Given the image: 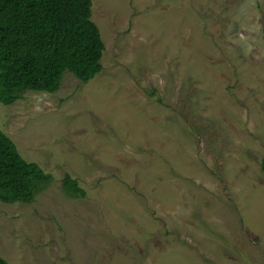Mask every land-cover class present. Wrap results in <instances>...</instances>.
Wrapping results in <instances>:
<instances>
[{"label": "rangeland", "instance_id": "374dc122", "mask_svg": "<svg viewBox=\"0 0 264 264\" xmlns=\"http://www.w3.org/2000/svg\"><path fill=\"white\" fill-rule=\"evenodd\" d=\"M90 18L98 73L0 102V129L53 176L0 201V256L264 264V0H91Z\"/></svg>", "mask_w": 264, "mask_h": 264}, {"label": "trees", "instance_id": "16d2710c", "mask_svg": "<svg viewBox=\"0 0 264 264\" xmlns=\"http://www.w3.org/2000/svg\"><path fill=\"white\" fill-rule=\"evenodd\" d=\"M90 17L91 0H0V102L11 104L28 90L53 93L65 71L84 83L98 73L104 43ZM52 179L0 129V201L31 203ZM61 190L86 195L68 173ZM0 264H7L1 256Z\"/></svg>", "mask_w": 264, "mask_h": 264}]
</instances>
